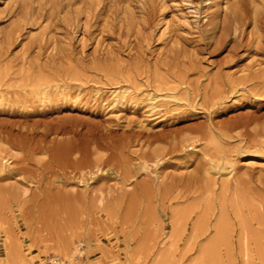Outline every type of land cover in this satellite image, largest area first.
<instances>
[{
  "label": "rangeland",
  "instance_id": "rangeland-1",
  "mask_svg": "<svg viewBox=\"0 0 264 264\" xmlns=\"http://www.w3.org/2000/svg\"><path fill=\"white\" fill-rule=\"evenodd\" d=\"M0 264H264V0H0Z\"/></svg>",
  "mask_w": 264,
  "mask_h": 264
},
{
  "label": "bare ground",
  "instance_id": "bare-ground-1",
  "mask_svg": "<svg viewBox=\"0 0 264 264\" xmlns=\"http://www.w3.org/2000/svg\"><path fill=\"white\" fill-rule=\"evenodd\" d=\"M212 128L213 127H211V129ZM22 148L24 149V147ZM25 148H26V150L24 149L25 152H30V151H33L34 149H39V150H44V151L49 152L48 158L46 160L41 161V163L39 164L43 170L50 172L51 175L49 176H51L53 179L56 176L57 171L61 170V167L63 168L64 167H70V168L76 167L78 164L84 161L85 154H86L85 150H83L82 148L76 147L73 144H68V143L66 144L59 143V144H55L54 146L50 145V146H44V147H25ZM25 159H28V158L23 157V160ZM57 195L60 197H64V196L66 197V194L64 193V191L58 192ZM227 217L228 216H227V211H226V205L223 206V203H221L220 204V217L213 225L215 236L209 242L210 244H214L215 247H219L218 243H220V241L227 240L225 237V234L227 236V225H229V224H226V220H228ZM213 255L217 259L218 257L220 258L221 254L219 255V253L216 252Z\"/></svg>",
  "mask_w": 264,
  "mask_h": 264
}]
</instances>
